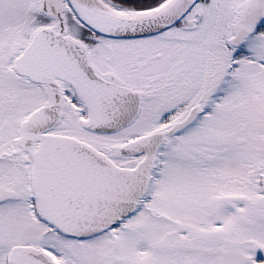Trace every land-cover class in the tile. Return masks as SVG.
<instances>
[{
	"label": "snow or ice",
	"instance_id": "6c2138e0",
	"mask_svg": "<svg viewBox=\"0 0 264 264\" xmlns=\"http://www.w3.org/2000/svg\"><path fill=\"white\" fill-rule=\"evenodd\" d=\"M0 264H264V0H0Z\"/></svg>",
	"mask_w": 264,
	"mask_h": 264
}]
</instances>
